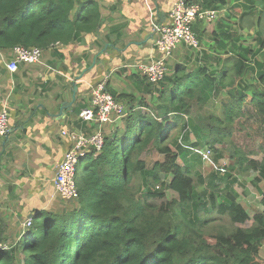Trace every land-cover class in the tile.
<instances>
[{
	"label": "trees",
	"instance_id": "trees-1",
	"mask_svg": "<svg viewBox=\"0 0 264 264\" xmlns=\"http://www.w3.org/2000/svg\"><path fill=\"white\" fill-rule=\"evenodd\" d=\"M246 2L251 5L243 9L234 31L227 23L220 25L216 55L226 58L216 60L218 76L210 73L212 57L205 52L191 69L175 64L165 77L167 83L165 79L158 83L160 95L152 108L142 98L135 104L132 93L109 90L128 106L125 127L104 133L101 151L93 149L81 158L76 172L78 195L70 206L34 216L17 247H1L0 227V264H17L19 250L23 264H264V211L251 218L234 191H226L221 201L212 179L208 182L202 174L194 179L190 150L179 142L189 137L184 130L191 125L198 137L194 147L205 144L218 150L215 145L227 138L231 141L238 129L258 126L256 120H243L248 113L264 120V0ZM101 9L97 0H0V51L19 44L45 49L82 41L84 34L100 32ZM253 17L255 44H248L243 31L251 26L244 23ZM123 69L130 75L128 68ZM136 84L151 97L156 95L158 84L145 77ZM225 89L229 100L222 103L223 116L211 111L203 119L191 117L194 103L203 109L210 96ZM171 130L182 131V137L176 132L169 141ZM152 147L163 159L149 167L141 154ZM242 147L233 146L232 167L243 174L258 172L253 180L258 185L264 180V156L263 161L253 159ZM220 171L222 179L231 177ZM166 190L177 196L160 204L153 201L167 197ZM225 210L232 228L218 222L217 215ZM250 220L249 227L235 226Z\"/></svg>",
	"mask_w": 264,
	"mask_h": 264
},
{
	"label": "crops",
	"instance_id": "crops-1",
	"mask_svg": "<svg viewBox=\"0 0 264 264\" xmlns=\"http://www.w3.org/2000/svg\"><path fill=\"white\" fill-rule=\"evenodd\" d=\"M97 1L103 15L100 32L84 34L82 41L45 48L47 64L42 66L44 71H40L36 81L30 72L33 68L23 63L15 73L8 72L9 51L0 52V93L8 102L9 115V131L0 136V223L3 222L5 229L15 231L19 223L23 227L29 217L65 207L54 186L57 166L73 145L71 136L63 131L91 134L97 127L79 117L80 111L89 106L92 86L107 77L109 90H117L118 94L132 93L136 100L147 95V99L151 98L143 86L136 84L144 78L133 67L136 62L149 59L152 53L159 55L154 47L157 34L150 19L169 23L176 0ZM192 1L204 8L222 11L216 21L196 26L207 56L219 57L216 51L218 36L222 34L220 25L228 23L230 18H236L237 23L243 9L251 3L245 0H228L227 4L220 0ZM244 24L251 26L243 31L244 35L255 32L254 17ZM106 45V51L99 54ZM123 68H128L130 75ZM119 78L130 81V86L120 92ZM59 87L67 88L68 93L60 91ZM22 230L20 239L25 235Z\"/></svg>",
	"mask_w": 264,
	"mask_h": 264
},
{
	"label": "rangeland",
	"instance_id": "rangeland-1",
	"mask_svg": "<svg viewBox=\"0 0 264 264\" xmlns=\"http://www.w3.org/2000/svg\"><path fill=\"white\" fill-rule=\"evenodd\" d=\"M245 1H247V0H245ZM247 9H249V8H247ZM227 24H229L228 28L232 29V31H234L235 27H237L236 18L228 19ZM208 27H210V26H208ZM251 34L252 35H250V36L248 34V40H247L248 44H255V40L253 39V36H255V34L254 33H251ZM199 40H200V43L202 44L201 38ZM201 46H202V50L197 51V50H192V49L189 50L183 43L178 44V46H177L178 53L174 55V58H176V59L172 58L170 60V69H169V73L167 76L171 75L173 67L177 63L176 60L182 61V62H178V63L187 64V67L189 69L196 66L197 58L200 56L204 57L205 52H207L206 49L204 48L205 45L202 44ZM157 54H159L158 51H157ZM43 55L44 56H42L40 63L24 65V66H29V67L33 68V69H30V72L33 75L32 79H34L35 81L38 79L40 71H44V68L42 66H45L47 64L45 61V56L47 55V51H45V52L43 51ZM211 57H212L211 62L214 66H213V69L211 70L210 73L213 74V72H214V74L218 76L219 64L216 63V60L220 61L222 59H225L226 56L215 57V56L211 55ZM249 77L250 76L247 75L248 80H249ZM250 78L252 79V77H250ZM116 80H118V79H116ZM120 80H119V83L122 87L119 88V92H120V90L127 89L128 86H130L128 83V82H130L129 80H125L124 78H121ZM122 80H123V82H122ZM165 83H167L166 79L164 80V84ZM160 87H161V84H158L155 87L156 95H154V97L152 96L154 100L152 99V97L150 99H147L148 95L146 96L147 98H144L150 104L149 105L150 108H152L153 105L158 103L157 97L160 95V91H159V90H161ZM59 90L63 91L66 94L68 93L67 88L65 89V87H61V89L59 87ZM228 90L229 89H225L222 91L221 94L216 95L214 97L210 96L208 101L203 105V109H199V106L194 103V108L191 112V117L196 116V117L203 119L204 117H208V115H209L208 113L211 111L213 112L211 114H214V116H223V105H222V103L225 104L229 100V96H228V92H227ZM112 91L118 92L117 90H112ZM126 91H128V90H126ZM122 92H124V91H122ZM120 102H122V101H120ZM122 103L124 105H126L124 102H122ZM135 104H137V105L140 104L139 99H137ZM126 107L128 108L127 105H126ZM141 108H142L141 109L142 111L146 112V109H144L143 106ZM160 116H162V115L160 114ZM171 116L174 117V114H172ZM113 117H114V115L112 114L110 116V118L103 124L104 133H111V131L117 126H118V130H119V128L123 129L125 127L126 115H124L121 118L120 117L115 118V120L112 121ZM243 120L246 121L247 123H253L256 120V121H258V126L252 127L249 125L247 127H244L243 129H238L235 132L234 137L231 138V141L229 140V138H227V141L224 140V142L218 143L215 145L218 148V150L217 149H215V150L211 149L212 147L207 146L205 144H201L200 147H194L193 144L196 141H198V137L195 136V134L192 132V130L190 128L191 125H189V127H186V129L184 130V133L189 132V137L187 139L182 137V135H183V133H181L182 131L171 130L170 134H169L170 135L169 141H171V138H173V136H175L176 132H178V133L180 132L181 137H182L179 141L180 145L182 143V145L184 146L185 149L190 150L189 165L191 167L192 175H193L194 179H197V177L200 174H202L208 180V182L210 179H212L213 180L212 186L215 185L217 187L216 191H218V194H219L218 196H219V199L221 201H224V198L226 199V195H225L226 191H228V190H229V192L234 191L236 193L237 202L245 207V209L248 211L250 217L252 218L257 212L259 213V212L264 211V202H263L264 180H262L258 185H256L253 180L256 178V176H258V172L250 170L248 173L243 174L242 172L239 171V169L237 167L233 168L232 164L234 163L235 160L233 159L231 154L233 151V146L236 144L237 146H243L242 149L245 152L249 153L251 158L259 160V161H263L264 151L261 149V146L264 145V120L263 121L260 120V117H258L257 114H253V113H248V116L246 118H243ZM98 127H99V124H98ZM236 127H240V125H238ZM203 136H207V133L203 132ZM203 140H204V138H200L201 142ZM206 149L211 150V153L209 154L208 159H204V156H203V152L206 151ZM254 149L257 150V152L251 153L250 150H254ZM219 154H221V155H219ZM141 157L146 161V163L149 167L154 166L157 161L163 159V156L159 154V152L157 151V149L155 147H152V149L145 150L141 154ZM180 163H182V160H180ZM221 164L223 166L225 165V167H226L225 173L226 172L230 173L231 177H228L226 179H222L221 176H223V175L220 176V174L217 173L220 170L219 168H220ZM170 179H171V177H165L166 182H169ZM212 186H210L209 184H205L204 187L205 188H207V187L211 188ZM166 191H167V197L162 198V199H155L153 201L160 204L162 202L167 201V199H172V198L177 196V194L172 190H166ZM205 194L208 196L209 191H206ZM207 201L209 202L208 199H207ZM72 202L73 201L64 200V206L65 207L68 205L70 206V204ZM226 203L227 202L225 200V204ZM58 208L60 209V207H58ZM214 212L216 215L217 212L216 211H214ZM227 213H228V210H225V212L220 211V214L217 215V219H218V222H220L219 224L232 228L233 224L230 221V218H229ZM252 223H253V220H250L245 224L235 223V226L249 227L252 225ZM0 227L3 228L2 229L3 230V232H2L3 242H2L1 247L4 249H9V248H12L15 246L17 247L19 245V242H20L19 235L21 234V230L23 229L22 232L23 231L25 232L28 229V228L25 229V222H24L23 227L19 223L18 228L15 231L11 230V228L5 229L3 226V222L0 223ZM261 254L264 256V247L261 250ZM18 255H19V257L17 260V264H20V263L23 264L24 255L22 254V252L20 250L18 251Z\"/></svg>",
	"mask_w": 264,
	"mask_h": 264
},
{
	"label": "built area",
	"instance_id": "built-area-1",
	"mask_svg": "<svg viewBox=\"0 0 264 264\" xmlns=\"http://www.w3.org/2000/svg\"><path fill=\"white\" fill-rule=\"evenodd\" d=\"M222 15L221 9L204 8L200 3L192 0H176L170 11V21L162 24L152 21V29L157 34L155 49L159 55L151 54V62H136L134 69L138 70L148 82L160 83L169 73L170 60L178 53L177 46L183 43L188 49L201 51L202 46L196 33L198 24L212 23ZM60 44V43H56ZM54 45V44H53ZM10 56L6 67L8 72L15 73L19 64L40 63L44 49L38 46L16 45L8 50ZM7 100L0 93V136L9 131V115ZM114 115L113 120L126 115V107L108 89L107 77L92 86L89 106L84 107L79 114L84 122L95 123L97 126L91 134L81 132H67L73 140L72 147L66 152L64 159L58 164L54 176L56 193L66 201H71L78 195L76 182L77 166L83 156L91 150L100 152L104 144L103 124ZM99 124V127H98ZM210 149L203 152L204 159H208ZM226 171L225 165L219 168ZM33 224V218L25 221V229Z\"/></svg>",
	"mask_w": 264,
	"mask_h": 264
},
{
	"label": "bare ground",
	"instance_id": "bare-ground-1",
	"mask_svg": "<svg viewBox=\"0 0 264 264\" xmlns=\"http://www.w3.org/2000/svg\"><path fill=\"white\" fill-rule=\"evenodd\" d=\"M139 62H151V60L150 59H144V60H141V61H139ZM151 83H153V82H151ZM153 84H158V83H153Z\"/></svg>",
	"mask_w": 264,
	"mask_h": 264
},
{
	"label": "water",
	"instance_id": "water-1",
	"mask_svg": "<svg viewBox=\"0 0 264 264\" xmlns=\"http://www.w3.org/2000/svg\"><path fill=\"white\" fill-rule=\"evenodd\" d=\"M107 46H108V45H106L105 48H103V49L99 52V54H101V53H103L104 51H106ZM10 130H11V129H10Z\"/></svg>",
	"mask_w": 264,
	"mask_h": 264
}]
</instances>
